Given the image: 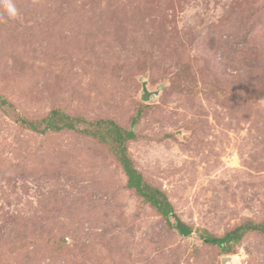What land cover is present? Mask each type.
Returning <instances> with one entry per match:
<instances>
[{"label": "rangeland", "instance_id": "374dc122", "mask_svg": "<svg viewBox=\"0 0 264 264\" xmlns=\"http://www.w3.org/2000/svg\"><path fill=\"white\" fill-rule=\"evenodd\" d=\"M0 97V264H264V0H0ZM53 109L82 120L20 122ZM244 221L263 228L225 252L199 237Z\"/></svg>", "mask_w": 264, "mask_h": 264}, {"label": "trees", "instance_id": "16d2710c", "mask_svg": "<svg viewBox=\"0 0 264 264\" xmlns=\"http://www.w3.org/2000/svg\"><path fill=\"white\" fill-rule=\"evenodd\" d=\"M6 102L5 99L0 97V106L6 104ZM43 120L45 121V125L41 129L37 128L34 122L26 118H21L20 122L43 133L47 129L54 131H59L64 128L76 129V122L82 119L79 117H71L62 111L53 109ZM135 121L136 117L132 118L131 124H135ZM97 124L99 129L96 131L100 132V130L103 129L101 136H107L112 139L111 148L126 175V186L130 189H134L137 195L151 204L165 222L169 226H173L179 234L184 236L190 235L192 233L191 227L176 216L173 206L166 194L161 189L146 182L141 173L134 167L131 158L127 155L124 143L127 139H132L134 137L133 131L130 129H123L112 120H100ZM170 217L175 220L173 224L170 221ZM261 228L263 227L259 223L244 221L234 228L225 231L221 236H214L202 230L199 231V237L204 242L216 245L221 251L225 252L230 250L232 243L238 242L246 232L260 230Z\"/></svg>", "mask_w": 264, "mask_h": 264}, {"label": "water", "instance_id": "95a60500", "mask_svg": "<svg viewBox=\"0 0 264 264\" xmlns=\"http://www.w3.org/2000/svg\"><path fill=\"white\" fill-rule=\"evenodd\" d=\"M150 96V91H148V89L146 88V85L143 84V89H142V95H141V98L143 100H147ZM230 257H225L223 258V262H225L226 260H228Z\"/></svg>", "mask_w": 264, "mask_h": 264}, {"label": "clouds", "instance_id": "9594fccd", "mask_svg": "<svg viewBox=\"0 0 264 264\" xmlns=\"http://www.w3.org/2000/svg\"><path fill=\"white\" fill-rule=\"evenodd\" d=\"M7 11H8V14L10 15V17H12V18H15V16L17 15V10L14 7V5L11 3H7Z\"/></svg>", "mask_w": 264, "mask_h": 264}]
</instances>
